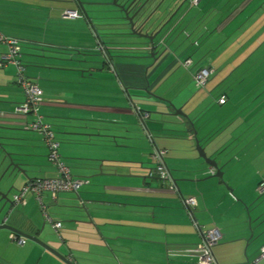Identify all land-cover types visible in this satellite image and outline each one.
<instances>
[{
	"label": "crops",
	"instance_id": "0c3cea01",
	"mask_svg": "<svg viewBox=\"0 0 264 264\" xmlns=\"http://www.w3.org/2000/svg\"><path fill=\"white\" fill-rule=\"evenodd\" d=\"M3 1H10L12 6L6 4V9H3ZM38 1L36 5L45 9L43 21L47 25H50L48 22L51 19L57 21L59 18H80L81 28L77 29L82 31L79 39L83 43L70 45L59 41L66 37L61 34L62 38H59L60 29L57 33H50L52 36L47 41L19 34L23 27L19 30L20 24L15 21L17 16L12 15V10L18 14L19 10L15 5L17 2L25 3L24 0H0V32L18 38L19 43L27 39L31 45L47 46L50 50L58 52L73 49L78 58L89 61L83 64V68V65L79 64L73 67L65 64L57 67L52 63L46 65L49 70L58 68L67 73V78L62 79L64 82H76L80 85L84 82V89L81 86L79 90L57 87L59 94L56 95L54 89L48 87L50 83L43 82L44 86L37 83L42 89L43 100L38 107L42 118L51 124H60L62 131L75 129L85 132L76 135L63 132V135L55 134V137L59 142L60 156L68 165L71 174L84 176L87 182L84 181L76 191L42 193V201L48 215L51 219L61 221L57 230L43 218L40 208L29 192L24 195L22 202L5 205V219H1V214L0 222H7L33 234H37L41 226L43 228L47 225L56 235V240L50 244L65 257H70L73 264H198L201 250L196 247L200 239L197 226L218 228L220 238L212 246L217 264H260L264 261V258H257L262 241L257 242L254 248L248 246L251 236L254 235L252 221L260 216L264 217V208L252 209L257 199L246 195L242 181L239 178V181L231 179L232 175L229 173H240L247 167L244 163L249 162L252 157H258V162L264 164L259 150L247 152L240 146L232 150L242 131L249 133L255 127L256 133L259 131L258 121L264 123V119H259L255 113L258 107L255 106L252 110L249 106L243 117H237V105L228 103L226 91H218L213 101H209L206 92L202 95L196 94L198 97L193 103L190 102L193 98H190L192 92L186 102L179 105L183 114H169L173 115L170 124L158 122L157 118L154 122H147L149 111L141 107L143 103L139 102V99L132 96L133 101H130L128 93H144L142 87L147 91L156 92V85L170 77L178 65H181L182 60L190 55L183 56L185 52L178 53L177 48H171L173 45L166 41L154 49V57L149 55L147 40L144 38L142 41H135L127 36L130 32L123 35L126 36V39L123 38V47L115 46L121 42H114L112 35L107 33L108 29L102 30L103 34L99 35V38L92 32L82 11L73 4V0L68 4H65L64 0ZM195 4L198 6L199 2ZM233 7L236 8L229 17V23L232 24L234 35L224 42L228 43L231 49L227 53L229 55L220 58L239 60L237 58L243 54L240 59L243 60L250 57L254 50L257 51L259 45H264V0H235L232 9ZM66 8L76 9L78 16L64 15L63 10ZM198 10L199 8L196 10L197 14ZM187 17L184 20V28L187 25L189 28L190 25L191 16ZM11 18L13 19L10 21ZM113 21L119 26L124 23L119 17ZM195 30V34L200 35L208 28L205 25L196 27ZM189 33L190 31H186L187 37L190 36ZM218 42L215 45H218ZM186 43L187 40L182 44ZM175 44V47H182L180 42L179 46ZM5 49V45L0 43V56ZM31 53H34V50ZM263 56L264 50L263 54L260 52L257 56L259 61L264 60ZM48 57L55 55L49 53ZM206 61L197 62L194 66H211ZM8 63L0 65V124L9 127V133L23 137L20 140L22 145L18 149L26 153V159L32 162L30 168H37V173H27V176L55 175L56 168L46 159L47 149L41 134L33 129L23 128V122L33 117L13 112L14 105L23 99V95L14 81V74L9 70ZM211 67L214 72L215 67ZM71 69L75 72L71 73ZM34 70L29 72L33 73ZM191 73L190 70L192 79ZM48 79L50 81V78ZM61 91L67 93L62 94ZM221 93H225L226 99L219 103L216 99ZM149 100H160L166 108H175L177 104L172 97L149 95L146 101ZM10 104H13L12 107ZM199 107L202 109L200 112ZM201 113L202 119L197 123V117ZM245 120L247 121L243 122ZM243 123L245 126H242ZM70 124L81 126H67ZM227 124L228 131L227 128L224 130ZM196 126L198 127L194 131ZM151 130L157 131L159 135H153ZM198 131L201 136L197 139L203 148L205 149L207 142L210 151L214 150L215 154L219 152L217 156L220 159L212 153H206L215 158L222 174L211 182L202 179L213 177L210 174L214 172V168L198 156L191 146L192 142L195 143L194 138ZM60 140H63V143ZM181 141L189 148L185 153L182 152V156H186L193 164L194 169L190 167V170H198L194 173L185 174L180 171L184 167L176 162L179 156H171L169 159V164L175 167L176 174L171 171L165 160V155L173 152L181 156L180 151L176 150L180 149L178 147ZM155 147L166 149L164 161L170 178L161 179L155 175L141 178L138 175H130L147 172L144 168L150 166L146 164L147 155L154 161L152 152ZM172 147L175 148L171 151ZM243 153L245 158L241 155ZM229 160L232 162L228 163ZM227 169L228 177H224ZM257 173L262 174L263 171L257 169ZM262 177L264 174L257 176L254 189ZM25 179L26 177L19 176L15 184L21 185ZM232 180L235 182L230 183ZM186 196L195 198L193 206L185 205L183 199ZM77 205L87 208L88 217L79 215L73 208ZM79 217L88 221L79 223L71 220ZM249 226L251 234L248 236ZM9 233L8 229L0 228V264H67L36 242L23 241L17 244L10 239ZM40 234L41 231L38 233L39 237ZM44 238H47V235ZM13 251L22 253V256L18 257L20 260L16 261L10 257Z\"/></svg>",
	"mask_w": 264,
	"mask_h": 264
},
{
	"label": "rangeland",
	"instance_id": "374dc122",
	"mask_svg": "<svg viewBox=\"0 0 264 264\" xmlns=\"http://www.w3.org/2000/svg\"><path fill=\"white\" fill-rule=\"evenodd\" d=\"M24 1L25 3L17 2L15 5L18 8L16 9L19 10L18 14L14 10H12V15L17 16L16 19L14 18L15 21L19 22L20 24V26H18L19 30L21 26L23 27L22 32H18L19 34L23 33L22 35H25L28 38L37 39L39 41L40 40L47 41L49 40V37L52 36L50 33L52 32L57 33L58 30L60 29L59 30L61 31L60 36L61 34H65L66 37L65 38H62V36L59 37V38H62L59 41L64 42V43H70V45H75V44L79 45L80 43H83L81 39H79L80 35L82 34V31L77 29V27L81 28V25L79 24V22H81L80 18L70 19V20L59 18V20L57 21H52L51 19L48 22V24L50 25H47V23H44L45 13L43 11H45V9L43 10L42 7L39 8L40 6L36 5L37 4L36 1L38 0H24ZM3 2L4 4H1L3 9H6L4 7V5L6 4L12 6V4H10L11 3L10 1H3ZM198 2H199L198 6H196V4H192L191 6L186 5V8H188V10L185 15V18L187 16H191L189 19L190 20L189 28H187L188 27L187 25L182 31L181 30L179 31L178 29L176 32L169 34L165 38V40L169 43V45L170 44L173 45V47L171 48L173 49L177 48L178 53L180 51L182 53L185 52L183 56L189 54L190 57L193 59L194 63L190 64L189 67L187 66L188 68H186L182 64L178 65L177 70L170 77H168L167 79L161 81L160 83H158V85H156V87L154 88L156 92H153V93L160 97L162 96L172 97L174 101L177 103L174 107L177 110H180L183 112V110L179 107V105L182 102L185 103L186 100L188 99L187 97L192 92L193 93L190 95V98L192 97L193 98L190 100V102L193 103L194 101L197 100L198 96L196 94L202 95L204 92H206V95H209V101H213V97L217 94V92L220 90H224L228 93V98H227L228 103H235V105H237L236 107L237 117H241V116L243 117L249 106H251L252 110H254L255 106H257L258 108L255 110L256 111L255 113H257V116L259 119H264V60L259 61V58L257 57L260 52L263 54L264 45H259L257 47V51L254 50V53H252L250 57H246L243 60H240L243 54L242 56L237 58L239 60H226V59L220 58V57H225V55L231 49L228 43H224V42L228 41V39H230V37L234 35L233 33L234 30L233 31L231 30L232 24L230 25L229 23V17L231 16L232 12L236 8V7H233L232 9V6L235 0H199ZM198 8H199L198 10L199 14L196 13L197 12L196 10ZM12 19L13 18H11L10 21ZM227 19H228L227 21L228 23L226 22ZM12 23L14 22L12 21ZM53 25H56V27H54ZM205 25L208 28V30L201 33L200 35L199 34L196 35L195 34L196 27H202ZM50 28H57V30L52 31ZM186 31H190L191 33V34L189 33L190 36L187 37ZM56 36L54 37L56 38ZM127 36L134 38L135 41H142L144 39L139 36L135 37L134 34H127ZM115 38L116 40H114ZM123 38L126 39V36H123V37L121 36L117 37L116 35L112 36V39L114 42L116 43L121 42L120 44H117L115 46L123 47V44H122L124 42ZM186 40L188 41V43L183 45L182 43L186 42ZM190 40L192 41L190 42ZM179 42L181 43L180 46L182 45V47H175L176 45L175 43H177L179 46ZM217 42H218V45H215ZM19 45L21 46L20 51L22 52L20 54L21 56L19 59L21 60L23 64H25V69H26L25 71L27 75H29V77L31 76L32 80L37 81L36 83H38L39 85L41 84L43 85V82L45 84L50 83L48 84V87H50L51 89H54V92L56 95L59 94V92L57 91V87H60V88L61 87L62 88L72 87V89L74 90L85 88L84 82H82V84L80 85V83H76V82L68 83V82L62 81V79L67 78V75H66L67 73H63L64 71L58 68L56 69L51 68L50 69L51 71H50L49 68L46 67V65L50 63H52L53 65H57V67H60L58 66L60 64H65V65L73 67L78 64L85 65L86 63L89 62V61L79 62V59H83V58H78V55L75 50L73 49L61 50L58 52V50H50L51 48H48L47 46H42L39 44L31 45L29 43V40L27 39L22 40L19 43ZM33 50H34V53H31ZM138 51L141 52L140 49H138ZM80 52L84 53V51H80ZM49 53H53L55 57L49 58L48 57ZM71 54L72 56H70ZM263 59H264V56H263ZM205 60H207L206 63H210L211 66L215 67L214 72L210 73L205 84H203L202 86H196L193 82V79H191L190 77V70L193 71L197 67V66H194L195 63L197 62L203 63ZM8 65H9V70L10 71L12 70V74H15L14 64H11L9 62ZM84 65L81 67L83 68ZM32 70H34L33 73L29 72ZM68 72H71V71H68ZM74 72L75 71L72 70L71 73H74ZM48 78H50V81ZM160 92L164 94H161ZM66 93H67L66 91L62 92V94H66ZM40 102H38L39 104H37V112L39 114L41 113L38 108L40 105ZM12 105L13 104H10V107H12ZM141 107L149 111L150 117L146 119L147 122H154V119L157 118L156 120L158 122H161L164 124L171 123L170 119H171V116L173 115L159 114L155 112V110L163 111L162 109H165L166 111H168L169 109V108H166V105L162 104L160 100L159 101L149 100V102L143 103ZM201 110L202 109H200L199 107L198 112H200ZM16 114H19V113H16ZM25 115H29L30 118L34 117L33 114H25ZM202 115L203 113L198 115L197 117L198 121L196 120L197 123L200 122V120L202 119ZM162 119L164 120L162 121ZM29 120H25V121H29ZM25 121L23 122V124L25 123ZM246 121L247 120L243 122H246ZM52 125L55 131V134L57 136L63 135L62 126L60 124H52ZM228 126L229 124H227L224 127V130H226L227 128V131H228ZM242 126H245L244 123ZM166 127L168 126H165V128ZM197 127L198 126L194 127L193 130L196 131ZM257 130L259 131L254 133L255 127H253L252 131H249V133L247 131H245V133L244 131H242L240 138L238 139L235 147L233 146L232 150H234V148L236 149L237 146H240L242 150H245L247 152L259 150L264 160V123H262L261 121H258ZM151 131L153 135H159L157 131H153V130ZM196 133H197V136H195L196 138L201 136L200 131ZM60 142L63 143V140H60ZM179 146L180 147L178 148L180 149H176V150H178V152L180 151L181 156L179 155V153L175 155L174 152L171 154L165 155V160L167 161L169 168L174 174H176L175 167L169 164L170 163L169 159L171 158V156H179L178 158H176V162L177 163L179 162V164L184 167V169L180 171H183L185 174L194 173L195 170L197 169L190 170V167H192L193 164H191V162L186 156H182V154L188 151L189 148L186 145H184L182 141L180 142ZM191 146L195 149V143L192 142ZM174 148L175 147L170 148L171 151L174 150ZM226 149L227 150L229 149L228 145L226 146ZM204 150L206 153H212L213 155L216 156L217 159H220V157L217 156L219 152L215 154V152L213 153L214 150L210 151L209 143L206 142V147ZM195 151L197 152L196 149ZM244 154L245 153L241 155L243 156ZM224 158L225 157L223 156L222 159ZM243 158H245V155L243 156ZM243 158L241 157V159ZM230 162H232V160L231 161L229 160L228 163ZM146 164L153 166V160L151 156H149V154L147 155ZM128 166L130 167L131 164H128ZM244 166H247V167L243 168L240 173L229 172L232 175L231 179L235 178L234 179L235 181L241 180L245 194L248 195L249 197H253L257 199L252 209H254V207L264 208V192L258 193L257 190L254 189V184L256 182L255 179H257V176L264 174V164L258 162V157H252L249 160V162L244 163ZM257 169H261L263 173L258 174ZM36 170L37 168H35V170H32L30 167H28L26 173H33L34 171L37 173ZM226 172H228V169L227 171H225L224 177H228V174H226ZM36 173L34 175H36ZM221 175L219 176L221 177ZM19 176L25 177L26 175L20 174ZM219 176H213V177H209V178L202 179V180L211 182L213 181V178L217 179ZM238 178L239 180H237ZM234 180L230 181V183L235 182ZM15 183L16 182L14 180L10 183L13 186L9 187L7 191L8 197H11L12 192L20 185V184L16 185ZM8 186L9 185L7 184V187ZM229 188L230 186H228V189ZM252 229L254 231V235L251 236V239L249 241V244H248L249 248L251 247L254 248L257 242L259 241H262V244L264 243L263 242L264 241V217L263 216H260L257 220L254 219L252 221ZM53 231L47 225H45L41 230L40 237L44 238L47 235V238H44V239L50 240L54 238L56 240L55 238L56 235H55V232ZM250 234H251V228L249 226L248 236ZM24 241L31 242L32 240L28 238H24ZM20 256H22L21 252L14 253V251L10 255V257L16 259V261L20 260L19 259ZM263 262L264 261H262L260 264H263Z\"/></svg>",
	"mask_w": 264,
	"mask_h": 264
},
{
	"label": "built area",
	"instance_id": "2783aa9c",
	"mask_svg": "<svg viewBox=\"0 0 264 264\" xmlns=\"http://www.w3.org/2000/svg\"><path fill=\"white\" fill-rule=\"evenodd\" d=\"M198 0H188L190 4L196 3ZM66 16H78L76 9L66 8L63 10ZM0 43L4 44L6 49L0 56V64L12 63L15 66L14 81L20 88L23 99L16 103L13 107V112L19 114H33L34 117L25 121L24 128L33 129L41 134L43 142L47 147L46 159L56 168V174L52 176H31L18 186L11 194V203L16 204L22 202L26 193H31L41 210L43 218L50 222L53 229L57 230L61 226L60 220L51 219L45 210V204L42 201V193L49 191L55 193L58 191H76L78 187L85 181L80 176L72 175L68 165L62 160L58 151L59 142L54 136L49 122L42 118V115L37 112V104L42 100V89L32 80L24 71V64L19 59L20 45L19 39L0 32ZM192 63V59L187 57L182 60L181 64L185 67ZM212 67L209 65L197 66L191 73L193 82L196 86H202L207 81ZM226 99L224 93L217 97V102L222 103ZM143 116V115H142ZM165 148L155 147L153 149V170L155 176L161 179H169L170 173L164 161ZM172 186V184H170ZM256 190L258 193L264 192V177L257 183ZM185 205L193 206L195 198L193 196H186L183 199ZM190 210V208H189ZM191 211V210H190ZM194 224L195 221H193ZM200 232V239L196 243V247L201 250L197 259L198 264H217L212 246L220 238V232L216 226L209 228H202L197 226ZM9 237L17 244L24 241V237L13 231H10ZM264 258V243L260 246L258 257ZM70 259V257H69Z\"/></svg>",
	"mask_w": 264,
	"mask_h": 264
},
{
	"label": "water",
	"instance_id": "95a60500",
	"mask_svg": "<svg viewBox=\"0 0 264 264\" xmlns=\"http://www.w3.org/2000/svg\"><path fill=\"white\" fill-rule=\"evenodd\" d=\"M132 2H133V0L128 2V4L125 6L124 5L125 1H123V2L116 1V0L108 1V3L117 6L120 10L123 11V13L126 15L125 17L127 18V22L129 23L130 33L134 34L136 36L142 37V38H146L147 43H148V47L150 49L153 46H159L161 44L163 45L162 38L168 36L169 34H171L174 31L177 24H179L183 20V17L188 10V8H186L185 10L180 11L178 13V16L176 17V19L170 24V26L168 28H166L164 30L161 37L158 38V40H154V36L159 29L151 34L148 30H142V27H136V28L133 27L134 22H132V17L136 14L138 9L143 5L144 1H142L139 4V6L136 8V10H134V12L130 16L127 17V13H128L127 7L130 6L132 4ZM105 3H107V1H103V0L102 1L98 0V1L92 2L93 5H98V6L104 5ZM170 3H171V0H167L166 4H164L160 13L163 12V10L167 9L169 7ZM181 4H182V1L180 3H178V5L175 7L172 14L174 12H176V10L178 8L180 9L179 6ZM92 12H93L92 13L93 16H90L85 9L82 10V14L85 17L87 23L89 24V27L91 28L92 32L99 38L98 29H106L107 23L103 22V19L105 17L103 16L104 14L103 15L101 14V11L99 9L92 11ZM172 14L169 16V18L172 16ZM140 15L141 14H139L138 17ZM113 18H116V17H113ZM156 18H157V16L155 18L149 20V17L145 16L141 19L140 23L141 24L147 23V28H148L154 23ZM94 19L97 22L94 23ZM183 28H184V25L179 29V31L180 30L182 31ZM150 54H151V52H150ZM82 61H87V60L86 59H80L79 60V62H82ZM142 90H144V93H133V94L128 93L130 101H133V97H135V98L139 99L138 100L139 102L146 103L147 102L146 100H147L149 95L155 96V97L157 96L153 92L147 91L143 87H142ZM155 112H157L159 114H166V115H169V114L175 115L178 113L183 114L182 111L177 110L176 108H171V107H169L168 111L155 110ZM67 126L78 127L81 125H77V124L71 125L70 124ZM62 132L67 133V134H73V135L85 133L83 131H79V130H75V129H72V130H65L64 129ZM110 136H113V135H110ZM21 139H23V137L15 135L13 133H9V127L0 124V215L2 214L1 215L2 220L5 219V211H4L5 205L11 203V198L7 196V191L9 189V187L13 186L10 183L13 180L15 181L19 177L20 174L26 175L25 177L28 178L29 176H27L26 171H27V168L30 167V165H32V162H30L29 160L26 159V157H25L26 153H24L23 151L18 149V147L20 145H22L20 142ZM194 141H195V149L197 150L198 156H200L208 165H210L212 168H214V172H212L210 175H212V176L221 175V170L219 169V166L217 165V161L215 160V158L210 157L206 154L203 146L199 143L197 138H194ZM98 168H100V165L98 166ZM144 168L147 170V172L145 174H130V175H138L141 178H144L145 176H149L150 175L149 174L150 173V167L144 166ZM99 172L103 173L101 170H99ZM88 176H90V175H88ZM81 177L84 178L85 182H87L86 177H84V176H81ZM7 184L9 185L8 187H7ZM73 208H75V210H77V212H79V215H81V216L86 215L88 217L87 208L84 205H77V206H74ZM71 220L78 221L79 223H84V222L88 221L82 217L72 218ZM0 228H6L9 231H13L17 234H20L23 237L28 238V239L36 242L37 244L41 245L42 247L46 248L47 250H49L50 252H52L53 254L58 256L59 258H61L67 264H73V262L69 258L65 257L61 252H59L55 247H53L50 244V242L54 241V238L50 239V240L49 239L45 240V239H42L41 237H39L38 233L42 230V226L39 229L37 234L22 231L19 228H16V227L8 224L7 222H0Z\"/></svg>",
	"mask_w": 264,
	"mask_h": 264
},
{
	"label": "flooded vegetation",
	"instance_id": "af4514ba",
	"mask_svg": "<svg viewBox=\"0 0 264 264\" xmlns=\"http://www.w3.org/2000/svg\"><path fill=\"white\" fill-rule=\"evenodd\" d=\"M73 1H74L73 4L77 5V7H79V9L81 11L83 9H85L90 16H93L92 15V13H93L92 11H95L97 9H99L101 11L102 15L104 14L103 16L105 18L103 19V22L107 23L106 24L107 28L106 29H98L99 35L103 34L102 30H107V29H108V32H107L108 34H111L112 36L116 35L117 37L118 36L122 37L125 32H130L129 31V23L127 22V18L125 17L126 15L117 6L108 3V1H110V0H103V1H107V3H105L104 5H100V6L92 4V2H94L96 0H73ZM116 1H120V2L125 1L124 5L126 6L128 4V2H130L131 0H116ZM142 1H144L143 5L138 9L136 14L132 17V22H134L133 23L134 24L133 27L134 28L142 27V30H148L151 34L159 29L156 32L155 36H154V40H158V38L161 37V35L163 34L164 30L166 28H168L170 26V24L176 19V17L178 16V13L180 11H183V10L186 9V5L187 6H191L192 5V4H190L188 2V0H171V3L169 5V7L167 9L163 10V12L160 13L161 9L163 8L164 4H166L167 0H133L132 4L127 7V9H128L127 17L130 16L134 12V10H136V8L139 6V4ZM181 1H182V4L179 6L180 9L178 8L179 10L177 9L176 12H174L172 14V12L174 11L175 7ZM64 2H65V4H68V3H71L72 0H64ZM111 6H113V7H111ZM139 14H141V15L138 17ZM171 14H172V16L169 18V16ZM185 15L183 17V20L179 24H177V26H176V28H175V30L173 32H176L178 29H180L184 25ZM145 16H148L149 20L153 19V18H155L157 16V18L155 19L154 23L148 28H147V23H144V24L140 23L141 19L143 17H145ZM113 17H119L121 20H123L124 23L121 26L117 25V23L115 21H113L115 19ZM84 19H85V17H84ZM95 22H97V21H95V19H94V23ZM166 37L162 38V43L163 44H165V42H166V40H165ZM117 39H119V38H117ZM114 40H116V38ZM156 47L157 46H153L150 49L151 54L154 52L152 54L154 57H155V55H154L155 54V50L154 49ZM149 167H150V173L149 174L150 175H155L152 172L153 166H149Z\"/></svg>",
	"mask_w": 264,
	"mask_h": 264
},
{
	"label": "trees",
	"instance_id": "16d2710c",
	"mask_svg": "<svg viewBox=\"0 0 264 264\" xmlns=\"http://www.w3.org/2000/svg\"><path fill=\"white\" fill-rule=\"evenodd\" d=\"M175 30V29H174ZM192 64V63H191ZM0 65H3V64H0ZM199 66H203V65H199ZM210 66V65H209ZM24 71H25V64H24ZM225 94V93H224ZM50 124V127H51V129H52V131L54 132V136H55V131H54V129H53V127H52V124L51 123H49ZM75 176H77V175H75Z\"/></svg>",
	"mask_w": 264,
	"mask_h": 264
}]
</instances>
